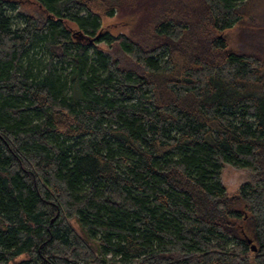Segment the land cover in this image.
Listing matches in <instances>:
<instances>
[{
  "label": "trees",
  "instance_id": "1",
  "mask_svg": "<svg viewBox=\"0 0 264 264\" xmlns=\"http://www.w3.org/2000/svg\"><path fill=\"white\" fill-rule=\"evenodd\" d=\"M28 1L0 0V264H264V3L147 0L112 37L144 0Z\"/></svg>",
  "mask_w": 264,
  "mask_h": 264
},
{
  "label": "rangeland",
  "instance_id": "2",
  "mask_svg": "<svg viewBox=\"0 0 264 264\" xmlns=\"http://www.w3.org/2000/svg\"><path fill=\"white\" fill-rule=\"evenodd\" d=\"M19 2V11L27 14V15H37L39 12L37 11L36 5L32 1L28 0H17ZM129 2V1H128ZM142 5L141 1L140 5L137 9L134 8V4L126 5L123 9H121L118 14L113 18H104L102 20V27L104 29L105 34H109L112 37H117L119 35H131L133 31L136 30V27L139 25V22L148 15L155 16L157 14V10L151 9L148 11V6L150 2L147 0L143 1ZM264 3V0L260 1V4ZM239 32L236 30L231 31L227 34L230 47L232 49L238 47L240 43V39L238 36ZM96 47L102 51L110 52L115 56H120L119 51L113 47H108L105 43H96ZM223 183L227 188L228 193L234 194L239 190V187L242 183L249 180V176L244 171H235L231 169H225L223 172ZM74 227L79 230L78 226L74 223ZM239 228L240 232L242 229L245 233L250 236L252 234V227L249 226L248 222L240 221L236 224ZM26 259V256H22L17 258L15 261L9 264H18L22 260Z\"/></svg>",
  "mask_w": 264,
  "mask_h": 264
},
{
  "label": "water",
  "instance_id": "3",
  "mask_svg": "<svg viewBox=\"0 0 264 264\" xmlns=\"http://www.w3.org/2000/svg\"><path fill=\"white\" fill-rule=\"evenodd\" d=\"M248 243H249V244H252V240L249 239V240H248ZM252 251H253V252H256V251H257V247H256L255 245H252Z\"/></svg>",
  "mask_w": 264,
  "mask_h": 264
}]
</instances>
